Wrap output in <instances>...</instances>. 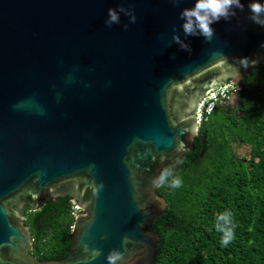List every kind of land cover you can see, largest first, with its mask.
I'll return each instance as SVG.
<instances>
[{
	"label": "water",
	"instance_id": "obj_1",
	"mask_svg": "<svg viewBox=\"0 0 264 264\" xmlns=\"http://www.w3.org/2000/svg\"><path fill=\"white\" fill-rule=\"evenodd\" d=\"M242 2L211 42L189 37V53L172 37L194 0H0V264H108L113 249L126 264L156 263L154 223L168 207L152 179L195 151L201 100L227 84L243 91L264 65V28ZM121 4L137 22L121 14L109 28ZM59 197L80 211L72 245L39 261L25 212Z\"/></svg>",
	"mask_w": 264,
	"mask_h": 264
},
{
	"label": "trees",
	"instance_id": "obj_2",
	"mask_svg": "<svg viewBox=\"0 0 264 264\" xmlns=\"http://www.w3.org/2000/svg\"><path fill=\"white\" fill-rule=\"evenodd\" d=\"M243 84L234 108L224 101L203 119L195 151L168 166L183 185L157 189L168 210L154 223L155 264H264V65ZM237 147L247 153L241 156ZM226 209L234 239L222 247L215 220ZM27 212L31 253L39 261L65 259L80 212L72 199H48L39 211Z\"/></svg>",
	"mask_w": 264,
	"mask_h": 264
},
{
	"label": "clouds",
	"instance_id": "obj_3",
	"mask_svg": "<svg viewBox=\"0 0 264 264\" xmlns=\"http://www.w3.org/2000/svg\"><path fill=\"white\" fill-rule=\"evenodd\" d=\"M174 6L179 7L184 0H169ZM245 3L242 0H194L192 7H185L180 12V20L183 22L179 28L173 27V42L179 45L180 49L192 52L189 37H203L206 42H211L215 35L216 29L213 25L220 21L231 22L233 17L238 16V12L245 11ZM249 10V19L256 25L264 28V0H249L247 4ZM121 14L129 18V23L135 24L137 22V15L134 6L125 7L123 4L118 8H109L108 16L105 24L110 28L113 25L121 24ZM125 24L124 28L127 29ZM183 30V38L179 34V29ZM264 48V44L261 45ZM237 64L247 69L250 66V58L241 57L236 59ZM238 76L240 71L238 70ZM182 161H177L179 164ZM154 187H163L167 185L171 189L181 188L183 185L182 178L174 174L172 167L164 168L160 174L154 177L151 181ZM77 209V208H76ZM215 229L221 233L220 244L222 247H227L234 239V224L232 219V212L225 210L216 216ZM127 237H125V243ZM87 250V249H86ZM103 255L99 248L90 249V261H95ZM108 264H126L124 254L118 250L113 249L107 255Z\"/></svg>",
	"mask_w": 264,
	"mask_h": 264
},
{
	"label": "built area",
	"instance_id": "obj_4",
	"mask_svg": "<svg viewBox=\"0 0 264 264\" xmlns=\"http://www.w3.org/2000/svg\"><path fill=\"white\" fill-rule=\"evenodd\" d=\"M234 92V86L227 84L203 98L198 105L197 117L199 124L205 119L206 116L210 115L219 103L229 101L232 98Z\"/></svg>",
	"mask_w": 264,
	"mask_h": 264
},
{
	"label": "flooded vegetation",
	"instance_id": "obj_5",
	"mask_svg": "<svg viewBox=\"0 0 264 264\" xmlns=\"http://www.w3.org/2000/svg\"><path fill=\"white\" fill-rule=\"evenodd\" d=\"M242 86L245 88V84L242 83ZM239 92L240 91H237V87L235 88V86H234V92H233L232 98L229 102H227L228 107L234 108L236 106V103L239 100V96H238ZM27 211H30V209L26 210L25 215L28 213Z\"/></svg>",
	"mask_w": 264,
	"mask_h": 264
},
{
	"label": "rangeland",
	"instance_id": "obj_6",
	"mask_svg": "<svg viewBox=\"0 0 264 264\" xmlns=\"http://www.w3.org/2000/svg\"><path fill=\"white\" fill-rule=\"evenodd\" d=\"M236 150L241 156L247 153V149L244 147H237Z\"/></svg>",
	"mask_w": 264,
	"mask_h": 264
}]
</instances>
